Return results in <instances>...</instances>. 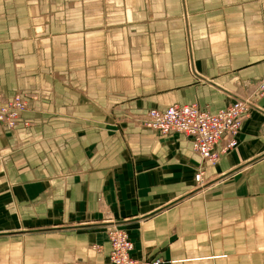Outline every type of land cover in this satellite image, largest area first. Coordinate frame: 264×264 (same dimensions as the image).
I'll return each instance as SVG.
<instances>
[{"label": "crops", "instance_id": "obj_1", "mask_svg": "<svg viewBox=\"0 0 264 264\" xmlns=\"http://www.w3.org/2000/svg\"><path fill=\"white\" fill-rule=\"evenodd\" d=\"M99 1L0 0V94L37 98L24 124L0 127V264H52L60 242L76 261L110 264L106 236L84 234L99 228L102 216L129 234L140 264H236L238 257L223 255L231 251L229 238L239 244L243 222L253 228L264 220V98L245 121L237 149L215 166L203 163L183 136L136 127L124 110L197 104L217 112L231 105L232 82L264 76V5L188 0L180 8L169 1L171 15L158 14V21L171 23V32L161 34L158 24L157 37L147 40L155 49L136 52L140 61L155 55L148 58L156 65L151 75L166 88L118 106L117 90L133 93L132 81H117L133 74L129 46L145 39L118 37L116 3ZM102 11L109 13L107 36ZM181 13L193 28L190 55ZM201 169L212 183L198 189ZM54 220L78 222L81 233L53 235L69 228Z\"/></svg>", "mask_w": 264, "mask_h": 264}, {"label": "rangeland", "instance_id": "obj_2", "mask_svg": "<svg viewBox=\"0 0 264 264\" xmlns=\"http://www.w3.org/2000/svg\"><path fill=\"white\" fill-rule=\"evenodd\" d=\"M111 1V5H114L116 3V8L113 12H115V17H116V22H117V33H118V37H124V36H133L136 38H144L145 39V44L143 46L139 45V44H134V45H130V54H131V68L129 70V72L131 71L133 74L132 76H128V77H117V81H132V94L129 92L127 94V97H125L124 93L117 90V102H118V106L120 103H123L129 99H135L141 96H145L147 94H153V93H158L160 90L166 88L164 87L163 84L158 83L157 77L154 75H151L153 73L156 72V65H155V60H150L148 58L150 57H155V55H149L148 57H145L146 55V49H155V45H148V38H156L158 35V24L161 25V34H162V30H164L163 28H165V30L168 32H171V28L172 25L171 23H168V21H163L161 18L160 21H158V14L159 16L161 15V17L163 16V14H165V17H168V15L170 14V10L168 9L167 5L169 1L174 2L175 0H100V5H104V4H108ZM183 1L186 3L187 1V7L190 6V4L188 3V0H177L176 4L181 8V5L183 3ZM194 2H196L197 4H201V5H209V6H218V5H227V6H245L246 5H257L259 2L261 5H264V0H193ZM194 4V3H193ZM157 5H160L161 10L159 11V13H157L158 8ZM102 7V6H101ZM190 9V8H189ZM263 9V8H262ZM127 10H129V20H133L132 22H126L128 19L126 17L127 15ZM235 10V9H234ZM108 12H104L102 11L100 13V18H98V20H100V30L104 33V35H108L109 33V25L107 24L109 17H108ZM179 15V14H177ZM181 17L180 19L183 22V28H184V40H185V50L186 53L188 55H190V53H192L193 49L195 48V41H194V36L192 33V29L190 27V25L186 24V20H188V18L185 19V15H183L182 13L180 14ZM245 15H248L247 11L245 12ZM132 17V18H131ZM113 18V15H112ZM264 25V22H263ZM247 27V26H246ZM263 32H264V26L262 28ZM126 31V32H125ZM191 37V41H192V50L190 47V40L189 38ZM262 48H261V57H264V38H262ZM105 48V46H103ZM121 47V46H120ZM124 48V46H122V49ZM137 49H143V52H145V55H141V57L143 58L144 61H140L139 60V54H137ZM133 50V51H132ZM105 53V51H104ZM120 56H118L119 58ZM144 57L146 59H144ZM190 57V56H189ZM138 73H141V75H136ZM149 73L150 75H148V77L146 76H142V74H147ZM264 81V76L261 77V79H259L257 82L254 83H248V84H241V83H236V80L234 81V83L232 82L231 84L234 85V88H230V96L234 97V95L242 97L244 99H246L250 104V111H249V116L251 114V111L253 110V108L255 106L259 107L260 103H261V99L264 98V86H260V83ZM244 85V86H242ZM257 86H260L259 88H257ZM118 89H119V85H118ZM34 95V98L32 101H36V97L34 93H21V92H16L14 95H12L11 97H6V100L10 99V98H24L27 95ZM131 94V95H130ZM2 95V94H1ZM130 95V96H129ZM226 97V95H225ZM128 98V99H127ZM0 101H5L3 100V98L0 99ZM29 107V104H28ZM154 109V107L149 106L148 108L146 107V109L140 111H130V110H124L125 111V117L130 121L131 124L135 125L136 127L139 128H144L143 126V121H144V116L145 113L148 110ZM26 112V111H25ZM24 112V113H25ZM138 112V113H137ZM23 113V114H24ZM23 114L20 116V120H19V124H24L23 123V119L22 116ZM249 118V117H248ZM247 118V120H248ZM245 123V122H244ZM27 125V124H26ZM17 128V127H16ZM14 130V129H13ZM237 149V148H236ZM235 151V150H234ZM229 155V154H228ZM227 155V156H228ZM227 156H225L224 158H226ZM224 158H221L218 163L223 160ZM242 171V170H241ZM244 171V170H243ZM237 173V170L234 169V171L231 174L227 175V179H229L228 177H233L234 174ZM204 177V176H203ZM204 183H202V186H206L207 184H211L212 182L209 181L208 179L204 178ZM196 187L199 189L200 186ZM98 210H100L98 208ZM99 216H102V214L100 212H98ZM101 218V217H100ZM99 224V228H95V229H91L88 232H84V234H102L106 236V240H109V232H110V228L111 227H117L118 229H122L118 223H116L115 221L113 222L114 224H109L106 223L107 220L105 218H102L98 221ZM61 223V224H60ZM257 225H255L253 228L252 226H250L247 222H243V238L240 237L239 238V244H237L236 242V238H229V244L231 245L230 247V252L229 253H223V255L228 254L229 258L232 257H238L237 260L238 262L236 264H264V220H258L256 222ZM53 225L55 226H68L69 228L67 230H65L62 233H56L54 232L53 235H62V234H71V233H81L80 228L78 227L80 224H78V222H71V224H65L64 222H60L57 220H54ZM83 233V232H82ZM66 238V236H64V239ZM72 241V240H71ZM74 241V240H73ZM66 242V241H65ZM110 243V242H109ZM66 245V243H64ZM36 245L38 246V249H44L43 247H41L42 245L44 246V243L42 241H40L38 239V241L36 242ZM41 245V246H39ZM70 247L72 246V242L71 244L69 243ZM99 244H92L90 246V249L92 250H99ZM103 249V248H101ZM71 249H66L65 246H61V242L60 245L58 246V248H53V253H54V257L52 258L53 262L52 264H83L80 261H76V259L74 258V255L72 254V251H70ZM57 254V256H56ZM38 256H42V252L37 253ZM64 257V259H62L61 257ZM241 259V260H240ZM110 262V261H109ZM109 264V263H108Z\"/></svg>", "mask_w": 264, "mask_h": 264}, {"label": "built area", "instance_id": "obj_3", "mask_svg": "<svg viewBox=\"0 0 264 264\" xmlns=\"http://www.w3.org/2000/svg\"><path fill=\"white\" fill-rule=\"evenodd\" d=\"M260 86H264V81ZM1 98L3 96L0 94ZM33 98L31 94L25 99L3 98L5 101H0V127L9 130L18 127L20 116L28 110L29 101ZM233 99L231 105L217 112H210L197 104H176L164 110L151 109L145 113L143 126L164 136H183L203 163L215 166L222 157L238 147L244 122L249 117L251 104L236 95ZM203 176L201 169L195 176L197 186L203 185ZM109 242L110 264H140L132 258L134 245L125 230L111 227Z\"/></svg>", "mask_w": 264, "mask_h": 264}]
</instances>
